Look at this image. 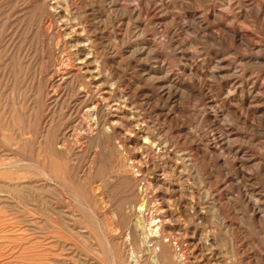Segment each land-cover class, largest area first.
<instances>
[{"label": "rangeland", "instance_id": "374dc122", "mask_svg": "<svg viewBox=\"0 0 264 264\" xmlns=\"http://www.w3.org/2000/svg\"><path fill=\"white\" fill-rule=\"evenodd\" d=\"M41 1L0 0V264H264V0Z\"/></svg>", "mask_w": 264, "mask_h": 264}, {"label": "bare ground", "instance_id": "6f19581e", "mask_svg": "<svg viewBox=\"0 0 264 264\" xmlns=\"http://www.w3.org/2000/svg\"><path fill=\"white\" fill-rule=\"evenodd\" d=\"M44 1V0H43ZM43 1H41V2H43ZM59 2V1H58ZM52 4H50L49 3V8H47L46 10H45V12H43L44 14H43V16H44V18L45 19H50V18H56V19H58L59 21H60V24H59V28L61 29V31H64L63 33H64V35H65V39L68 37V35H67V33L65 34V32H66V22H67V16H66V14H62V11L60 10V8L58 7V4L57 3H53V2H51ZM40 5H42V4H40ZM42 10V9H41ZM65 12V11H64ZM43 16H41V17H43ZM50 21V20H49ZM59 23V22H58ZM76 25H78V24H76ZM73 27V26H72ZM71 27V28H72ZM59 29V30H60ZM74 29H76V28H74ZM56 30V29H55ZM58 30V29H57ZM57 32V31H56ZM72 32H73V30H72ZM77 33V32H76ZM59 34H62L61 32L59 33ZM69 34V33H68ZM82 34V33H81ZM64 38V37H63ZM82 38V37H81ZM84 39V38H83ZM77 40V39H76ZM83 42V41H82ZM66 43V42H65ZM68 43H69V41H68ZM79 43V42H78ZM80 44V43H79ZM85 44V43H84ZM71 45V47H72V44H70ZM76 45H77V43H76ZM83 45V44H82ZM81 46V45H80ZM88 48V47H87ZM86 49V48H85ZM74 50H76V49H74ZM80 50V49H79ZM86 50H88V49H86ZM85 51V50H84ZM90 51V50H89ZM72 52H73V50H72ZM82 53H83V51H81ZM91 52V51H90ZM89 52V53H90ZM82 53H80V54H82ZM69 54V53H68ZM76 53H74V55H75ZM85 54H87V53H85ZM92 54V53H91ZM90 54V55H91ZM73 55V54H72ZM71 55V56H72ZM89 55V54H88ZM61 56H62V54H61ZM68 56V55H67ZM76 58H77V56H76ZM86 58V57H85ZM71 59V58H70ZM77 60V59H76ZM91 62V61H90ZM89 62V63H90ZM87 65V63H86V60H77L76 61V63H75V65L73 66V68L72 69H68V68H66V69H64L61 73H58L59 75L57 76V80H56V82H54V83H59L58 85H60V84H64L66 81H67V79H68V77H70L71 76V73H76V71L78 70L79 72H81V73H84L85 75H88L87 77L89 78L88 80H87V82H92V81H94L93 79L94 78H91V73H90V71H89V67L88 66H86ZM91 65V64H90ZM53 71V70H52ZM92 72V71H91ZM55 73V72H54ZM54 73H52V74H54ZM54 76V75H53ZM74 76V75H73ZM79 75L76 73V76L75 77H78ZM54 77H56V75L54 76ZM86 78V77H85ZM51 79V78H50ZM70 79V78H69ZM79 80V79H78ZM51 81V80H50ZM75 81V80H74ZM86 82V81H85ZM50 83V82H49ZM68 83V82H67ZM53 85V84H52ZM65 85V84H64ZM92 86V85H91ZM95 86V85H94ZM89 87V86H88ZM111 87V86H110ZM95 88V87H94ZM96 89H98V87H96ZM102 91V90H101ZM54 93V92H53ZM101 93V92H100ZM55 94V93H54ZM82 94V93H81ZM101 96H100V98L98 97V99H96V98H94L95 100L92 102V104H90V106H88V105H86V107L84 108L85 109V112H84V114L89 118V119H91V125L92 126H94V128H96V130H97V128H98V125H99V114H100V112L103 110V107H105V108H107V115L109 116L110 114L109 113H111L112 111H119L120 110V108H119V106L118 105H115V104H112V105H110L109 104V102H108V97H110L111 96V92L110 91H102V93L100 94ZM87 96H89V94H87ZM91 96V95H90ZM127 97V96H126ZM87 101H89V100H87ZM122 103L123 104H125V102H126V99H124L123 97H122ZM87 103V102H86ZM90 103H91V101H90ZM122 106V105H121ZM122 111V110H121ZM102 113H103V111H102ZM101 113V114H102ZM121 117L123 116L122 115V112H121V115H120ZM135 116V115H134ZM116 117V116H115ZM140 117V116H139ZM138 117V118H139ZM126 118V117H125ZM133 118V117H132ZM141 118V117H140ZM105 119V118H104ZM130 119V118H129ZM102 122V121H101ZM131 122V121H130ZM115 123H117L116 121H114V120H112V117L110 116V119L109 120H107L106 121V125L107 126H109V129L111 128V129H113V125H115ZM133 124V127H132V129H133V131H135L136 133H137V135L139 136V137H143L144 138V140H147V142H148V128L146 127V124L144 125V121H141L140 119H134V121L132 122ZM101 124V123H100ZM99 127H101V126H99ZM93 128V129H94ZM108 129V130H109ZM110 129V130H111ZM100 131V130H99ZM98 131V132H99ZM109 132H112V131H109ZM113 132H115V131H113ZM112 134V133H111ZM94 137V136H93ZM145 144H148V143H145ZM2 145V144H1ZM161 148V147H160ZM160 154H161V152H160ZM149 156V155H148ZM134 157H132V159H133ZM119 159V158H118ZM116 160V159H115ZM120 161V160H119ZM122 162H124V161H122ZM121 163V162H120ZM126 164V163H125ZM124 164V166H126ZM123 165V164H122ZM131 166H130V170L131 171H133V169H136L137 170V172L138 173H140L139 172V170H138V166H139V164L137 165V161L135 160H132V162H131V164H130ZM46 166V165H45ZM141 166V165H140ZM127 168H128V166H127ZM119 169V168H118ZM50 170V169H49ZM90 170H91V168H90ZM123 170H125V169H123ZM123 170H122V172H123ZM128 170V169H127ZM127 170H125V171H127ZM2 171V170H1ZM1 171H0V173H1ZM43 171V170H42ZM93 171V170H92ZM3 172V171H2ZM44 172V171H43ZM128 172V171H127ZM121 173V172H120ZM137 173V174H138ZM122 174V173H121ZM6 175V174H5ZM133 175V174H132ZM138 175H141V174H138ZM3 176V175H2ZM121 176V175H120ZM134 176V175H133ZM122 177V176H121ZM127 177V176H126ZM141 178V177H140ZM127 179H129V177L127 178ZM138 179V178H137ZM130 180V179H129ZM128 180V181H129ZM126 182V181H125ZM145 182V181H144ZM19 183V182H18ZM128 183V182H127ZM147 183V182H146ZM145 183V184H146ZM131 184V183H130ZM144 184V183H143ZM144 184V185H145ZM149 184V183H148ZM147 186V185H146ZM149 186H150V184H149ZM142 187V186H141ZM150 189V188H149ZM141 193H143V192H141ZM143 194H145V193H143ZM150 201H151V198L149 199L148 198V196L145 194V195H143V197L140 199V201L135 205V207H134V211L136 210V212H138V214H139V217H138V219H140L139 221H140V225H141V229L143 230V236H144V238H143V242H142V244L144 245V243L148 240V241H150V242H152V241H154V242H156V244L154 243V245H157L158 246V249L156 248V246L154 247H152L153 248V250L152 251H154V253H155V257H159L158 255H160L161 254V249H160V241H161V239H162V235H163V231H162V229H163V227L165 226V224L166 223H168L169 224V221L167 222V221H165L166 220V218H164L163 216H162V213H164L163 211L162 212H158L157 213V210H156V215L155 216H151V218H148L147 217V215L148 214H146V213H148L147 212V208H148V206H149V203H150ZM47 203V202H46ZM155 206V205H154ZM152 207V206H151ZM136 208V209H135ZM154 208H156V207H154ZM153 208V209H154ZM159 208V207H158ZM157 209V208H156ZM161 210V209H160ZM159 210V211H160ZM150 212H151V210H150ZM153 212V211H152ZM166 213V212H165ZM131 215H133V214H131ZM130 215V216H131ZM151 215V214H150ZM150 217V216H149ZM168 219V218H167ZM127 227V226H126ZM125 229V228H124ZM127 230H128V228H127ZM165 232V231H164ZM164 234H166V233H164ZM167 235H169V234H167ZM106 236V235H105ZM146 240V241H145ZM147 241V242H148ZM175 243V242H174ZM173 243V244H174ZM178 244V243H177ZM151 245V244H150ZM153 245V244H152ZM151 245V246H152ZM165 251V250H164ZM166 253V252H165ZM167 253H169L168 251H167ZM153 254V253H152ZM162 257V256H161ZM159 259V258H158ZM162 260V259H161ZM167 260V259H166ZM115 261V260H114ZM160 261V260H159ZM164 261V260H163ZM162 262V261H161ZM157 263H159V262H157ZM164 263V262H163ZM168 263V262H167ZM162 264V263H161ZM171 264V263H170Z\"/></svg>", "mask_w": 264, "mask_h": 264}]
</instances>
